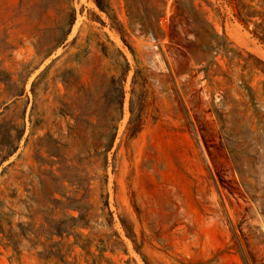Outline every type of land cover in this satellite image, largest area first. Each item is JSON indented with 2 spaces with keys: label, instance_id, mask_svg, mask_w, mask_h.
Listing matches in <instances>:
<instances>
[{
  "label": "rangeland",
  "instance_id": "1",
  "mask_svg": "<svg viewBox=\"0 0 264 264\" xmlns=\"http://www.w3.org/2000/svg\"><path fill=\"white\" fill-rule=\"evenodd\" d=\"M104 5L0 0V156L14 147L0 200L21 240L14 249L0 234V264H63L52 253L73 235L23 238L43 223L25 216L29 196L34 210L60 199L40 168L63 164L67 195L92 175L99 188L101 160L87 156L112 134L118 237L102 217L79 229L101 264H264V0ZM65 258L91 264L79 246Z\"/></svg>",
  "mask_w": 264,
  "mask_h": 264
},
{
  "label": "trees",
  "instance_id": "2",
  "mask_svg": "<svg viewBox=\"0 0 264 264\" xmlns=\"http://www.w3.org/2000/svg\"><path fill=\"white\" fill-rule=\"evenodd\" d=\"M93 1L100 11L105 12L107 14V9L104 5V0H93ZM73 21H74V10L69 15L68 25H72ZM120 54L121 57L123 58L124 66H125L124 69L126 71L127 60L122 53ZM120 80L123 81V77H121ZM110 82L111 83L114 82L113 77L111 78ZM22 92L23 91L21 90L20 94H22ZM121 95H122V89H121ZM119 105L121 109V100ZM24 131H25V125L23 124V128L21 129L19 139L23 136ZM30 134H32V131L29 132V135ZM114 139H115V135L112 134L110 138L107 140L103 150L100 153L95 152L94 154L87 156V159L90 164H96L98 158H100L101 160L100 166L102 173L101 176L99 177V182H100L99 188L90 187L91 181L96 180V177L92 175L91 177L90 176L87 177L86 179L87 185L84 187L83 189L84 192L81 195L80 194L78 195L80 189L79 183H77L75 189L71 191V195H67L64 186H62V182L65 181L66 178L65 171L67 167H65L64 164L60 165L56 169L58 173H54L51 170L46 171L40 168L41 175H43L45 172H48L58 183V188L56 189V192L60 194L61 198L58 199L54 197L53 193L49 195H45L47 202L44 203L41 207H38L36 208V210H34L33 209L34 198L32 196H29V202L26 206L28 212L27 214H25V216L30 220H33L34 213H39L43 217V223H41L38 228L33 229L34 225L32 224V222H29L27 224L30 227L28 228V235L23 234V238L27 240H31L27 236L33 235L35 238L36 237L38 238L40 236H43V234H45L46 236L49 237L53 235H57L61 238L68 239L70 235H73L74 237L73 241L67 244V247H69L67 253L62 252L59 247L56 249V251L52 253V256L56 257L63 264H71V262L67 260L65 257L71 252V250L75 246H79L81 250L85 252L86 256L91 257L90 259L91 264H101V259L103 258V256L102 255L96 256L90 251L91 242H92L90 236L88 234H84L82 231L79 230L82 228H88V227L91 228L92 221L97 220L99 217L103 218L105 224L112 230V234L115 235V237H118L116 231L112 229L113 217L108 206V195L106 191L108 153L113 147ZM24 140L27 141V136L24 138ZM13 148L14 147L11 146V148L8 147V149H6L5 155L0 156V163L6 159V156L14 152ZM3 150L4 149H2V151ZM37 160L40 166L43 163V159H37ZM66 161L65 159H61V162L65 163ZM61 187H63V189H60ZM2 203L3 202L0 200L1 239H6L8 242L11 243L14 249H16L20 244L21 240L16 239L15 236L13 235L11 228L12 222L8 217H6L5 213L1 211ZM70 210H75L77 211L78 214L76 216L72 215L69 213ZM57 212H59L61 216L57 217L56 216Z\"/></svg>",
  "mask_w": 264,
  "mask_h": 264
}]
</instances>
